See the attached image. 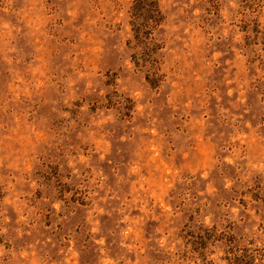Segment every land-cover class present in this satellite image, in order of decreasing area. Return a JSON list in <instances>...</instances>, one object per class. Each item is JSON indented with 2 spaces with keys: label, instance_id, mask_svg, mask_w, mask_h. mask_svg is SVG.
Listing matches in <instances>:
<instances>
[{
  "label": "rangeland",
  "instance_id": "374dc122",
  "mask_svg": "<svg viewBox=\"0 0 264 264\" xmlns=\"http://www.w3.org/2000/svg\"><path fill=\"white\" fill-rule=\"evenodd\" d=\"M0 264H264V0H0Z\"/></svg>",
  "mask_w": 264,
  "mask_h": 264
}]
</instances>
